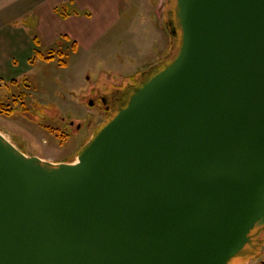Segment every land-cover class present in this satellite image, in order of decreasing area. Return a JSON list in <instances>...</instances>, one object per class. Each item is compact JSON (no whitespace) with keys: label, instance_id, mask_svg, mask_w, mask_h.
<instances>
[{"label":"water","instance_id":"obj_1","mask_svg":"<svg viewBox=\"0 0 264 264\" xmlns=\"http://www.w3.org/2000/svg\"><path fill=\"white\" fill-rule=\"evenodd\" d=\"M166 2L170 53L76 161L28 156L0 132V264L262 255L264 0Z\"/></svg>","mask_w":264,"mask_h":264},{"label":"rangeland","instance_id":"obj_2","mask_svg":"<svg viewBox=\"0 0 264 264\" xmlns=\"http://www.w3.org/2000/svg\"><path fill=\"white\" fill-rule=\"evenodd\" d=\"M127 4L128 13L94 49L79 50L70 43L49 49L45 59L34 58L33 77L14 80L2 90L0 132L26 155L54 163L76 161L106 117L87 104L92 90L123 89L168 56L166 0ZM121 6L125 10V4ZM71 120L74 127L66 125ZM246 264H264V249Z\"/></svg>","mask_w":264,"mask_h":264},{"label":"crops","instance_id":"obj_3","mask_svg":"<svg viewBox=\"0 0 264 264\" xmlns=\"http://www.w3.org/2000/svg\"><path fill=\"white\" fill-rule=\"evenodd\" d=\"M129 1L0 0L1 95L8 83L34 76V58L42 60L37 52L44 55L45 51L67 43L79 50L94 49L128 13Z\"/></svg>","mask_w":264,"mask_h":264},{"label":"flooded vegetation","instance_id":"obj_4","mask_svg":"<svg viewBox=\"0 0 264 264\" xmlns=\"http://www.w3.org/2000/svg\"><path fill=\"white\" fill-rule=\"evenodd\" d=\"M138 85V81L134 83H125L123 89L112 88L111 91L97 86L91 92V96L87 101V104L92 107H96L99 110H102L106 114L105 122L110 116H112L117 109H119L123 103L126 101V96L133 91ZM126 93V94H125ZM74 122L71 120L66 125L74 127ZM82 124H78L76 129L81 130ZM96 130V129H95ZM92 138V137H91Z\"/></svg>","mask_w":264,"mask_h":264},{"label":"trees","instance_id":"obj_5","mask_svg":"<svg viewBox=\"0 0 264 264\" xmlns=\"http://www.w3.org/2000/svg\"><path fill=\"white\" fill-rule=\"evenodd\" d=\"M36 56H38L39 58H43V59L46 58V57H44V55L42 53H39V52L36 53ZM25 109H26L25 107L22 108V110H25Z\"/></svg>","mask_w":264,"mask_h":264},{"label":"bare ground","instance_id":"obj_6","mask_svg":"<svg viewBox=\"0 0 264 264\" xmlns=\"http://www.w3.org/2000/svg\"><path fill=\"white\" fill-rule=\"evenodd\" d=\"M8 139V138H7ZM9 140V139H8Z\"/></svg>","mask_w":264,"mask_h":264}]
</instances>
